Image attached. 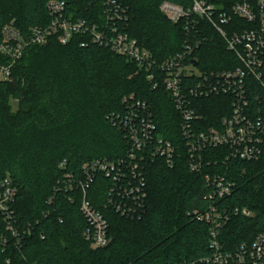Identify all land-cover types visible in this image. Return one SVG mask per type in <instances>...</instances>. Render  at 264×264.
<instances>
[{"label": "trees", "instance_id": "obj_1", "mask_svg": "<svg viewBox=\"0 0 264 264\" xmlns=\"http://www.w3.org/2000/svg\"><path fill=\"white\" fill-rule=\"evenodd\" d=\"M52 1L64 2L74 18L103 21L104 0H0V43L3 28L12 22L25 37L32 27L47 24ZM117 1L128 9L129 35L158 62L200 42L188 58L196 70L236 66L234 54L210 25L201 22L199 32L188 33L185 20L173 24L160 11L163 2L188 8L191 0ZM85 40L76 37L62 45L53 38L46 46H30L12 79L0 81V185L8 180L16 190V227L33 228L18 244L0 214V264H207L212 255L209 227L193 212L207 207L202 200L204 175L212 173L228 172L237 182L229 206L255 213L253 218H231L222 231L224 249L234 252L264 233V158L254 164L236 162L231 169L212 163L195 174L182 151L172 168L160 159L146 161L147 198L139 220L105 208L109 179L97 177L89 184L88 199L108 221L111 239L106 247L92 248L84 237L88 224L80 210L82 194L65 190V175L79 178L87 163L127 156L130 146L119 118L135 102L151 111L161 137L176 147L182 137L181 115L163 84L154 89L148 73L133 61L90 42L83 46ZM6 61L0 55V63ZM201 103L207 126L228 115L225 97L203 98ZM194 104L199 112V99Z\"/></svg>", "mask_w": 264, "mask_h": 264}, {"label": "built area", "instance_id": "obj_2", "mask_svg": "<svg viewBox=\"0 0 264 264\" xmlns=\"http://www.w3.org/2000/svg\"><path fill=\"white\" fill-rule=\"evenodd\" d=\"M191 3L190 7L184 8L163 2L160 11L173 24L185 20L188 33L199 32L201 22L210 25L227 50L234 54L236 66L213 72L196 70L193 64H188V58L200 47V42L187 44L184 53L158 62L127 32L128 9L117 0H104L103 21L98 24L74 18L64 2L52 1L47 8L48 23L32 27L27 37L14 22L3 28L0 55L7 61L0 63V81L12 79L13 69L30 46H46L53 38L67 45L74 38L83 37L87 39L82 42L83 46L90 42L133 61L148 73L154 89L162 83L181 115L182 145L176 147L157 132L153 115L145 104L132 103L127 114L119 118L120 124L116 121L128 137L127 156L116 161L87 163L82 166L79 178L65 175V190L82 194L80 210L88 224L84 237L94 249L106 247L111 242L108 221L92 206L87 195L89 184L97 177L111 182L105 208L113 209L124 218L139 220L145 213V163L148 159L163 160L172 168L183 151L190 172L199 174L212 163H223L231 169L230 165L236 162L254 164L264 158V0H191ZM210 97H225L228 115L207 126L201 114V100ZM198 99L199 112L194 104ZM124 101L128 104L129 99ZM60 167L64 168L65 162ZM229 174L204 175L207 190L202 200L207 207L203 212H193L197 220L209 227L212 255L205 262L264 264V233L252 243H241L234 252L226 251L221 243L222 231L232 217L255 216L249 207L228 205L237 189V182ZM15 197L16 190L8 180L1 183L0 214L6 219V230L20 244L32 234L33 228L31 225L21 229L16 227Z\"/></svg>", "mask_w": 264, "mask_h": 264}, {"label": "rangeland", "instance_id": "obj_3", "mask_svg": "<svg viewBox=\"0 0 264 264\" xmlns=\"http://www.w3.org/2000/svg\"><path fill=\"white\" fill-rule=\"evenodd\" d=\"M12 106H13V109H14V110H17V103H16V102L13 101V102H12Z\"/></svg>", "mask_w": 264, "mask_h": 264}]
</instances>
